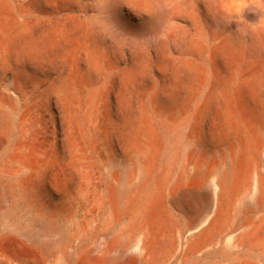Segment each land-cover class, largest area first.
<instances>
[{
    "label": "bare ground",
    "instance_id": "bare-ground-1",
    "mask_svg": "<svg viewBox=\"0 0 264 264\" xmlns=\"http://www.w3.org/2000/svg\"><path fill=\"white\" fill-rule=\"evenodd\" d=\"M0 264H264V0H0Z\"/></svg>",
    "mask_w": 264,
    "mask_h": 264
}]
</instances>
